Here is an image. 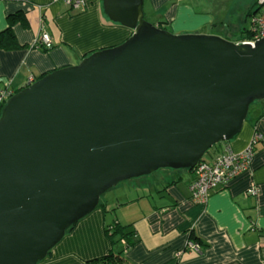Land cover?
<instances>
[{
	"label": "water",
	"instance_id": "95a60500",
	"mask_svg": "<svg viewBox=\"0 0 264 264\" xmlns=\"http://www.w3.org/2000/svg\"><path fill=\"white\" fill-rule=\"evenodd\" d=\"M145 0H103L133 31L14 94L0 114V264H39L120 183L193 170L264 101V39L176 35Z\"/></svg>",
	"mask_w": 264,
	"mask_h": 264
},
{
	"label": "crops",
	"instance_id": "0c3cea01",
	"mask_svg": "<svg viewBox=\"0 0 264 264\" xmlns=\"http://www.w3.org/2000/svg\"><path fill=\"white\" fill-rule=\"evenodd\" d=\"M253 5V0H145L144 12L148 22L176 35H216L238 42L252 25ZM18 13L26 20L13 27L20 47L0 48V91L9 87L14 94L28 87L31 77L36 81L78 65L133 34L108 19L103 0H86L82 11L61 1L0 0V34ZM42 33L52 38V49L34 46ZM260 109L235 139L217 145L211 156L226 147L241 153L256 132L262 134L254 150L252 177L240 178L199 205L190 202L193 171L163 169L129 181L132 191L103 197V206L80 220L39 264H88L110 251L122 252L128 264H264V105ZM252 183L260 187L258 197L247 195ZM116 223L131 233L129 248L118 237L112 244L107 229ZM192 237L201 246L199 253L187 247Z\"/></svg>",
	"mask_w": 264,
	"mask_h": 264
},
{
	"label": "built area",
	"instance_id": "2783aa9c",
	"mask_svg": "<svg viewBox=\"0 0 264 264\" xmlns=\"http://www.w3.org/2000/svg\"><path fill=\"white\" fill-rule=\"evenodd\" d=\"M63 2L72 10L82 11L86 7V0H53V2ZM259 10L253 18L250 27V37L236 43L255 44L264 39V0H258ZM37 48L50 50L53 48V41L49 34L42 33L34 43ZM35 82L31 77L28 86ZM14 95L9 88L0 91V114L5 103ZM263 140V135L256 132L249 146L241 153L233 152L230 147H226L218 156L211 160H203L193 169L194 180L189 186L190 202L199 205L207 203L212 193L229 188L232 183L244 176L252 177V162L254 158L255 146ZM260 187L254 183L247 190V195L258 197ZM125 243V241H124ZM187 247L199 253L201 246L197 242L190 240Z\"/></svg>",
	"mask_w": 264,
	"mask_h": 264
},
{
	"label": "trees",
	"instance_id": "16d2710c",
	"mask_svg": "<svg viewBox=\"0 0 264 264\" xmlns=\"http://www.w3.org/2000/svg\"><path fill=\"white\" fill-rule=\"evenodd\" d=\"M258 10H259L258 0H256L252 14L257 13ZM9 22H10L9 27L0 34V48L5 49V50H14V49L19 48L20 46H19L17 39H16V36L14 34L13 27L17 23H22L23 25H25L26 20L23 17V15L18 13V14L10 16ZM117 25H119V24H117ZM243 34H244V36L240 37L239 40L248 39L250 37V30L247 29ZM229 40H231V39H229ZM45 75L38 77L37 80L44 77ZM248 120H249V116H248ZM188 171H193V170H188ZM102 206H103V204L100 202L99 207H102ZM72 228H70L68 231H70ZM126 229H127L126 226H121L118 223L113 224L111 227H108L107 234H108L112 244L117 242L116 238L118 237L119 241H121V240L125 241L126 248H129L132 245L131 233L126 232ZM192 240L194 241L193 237H192ZM88 264H128V262L123 257L122 252L114 253L113 251H110V253L107 256H105L104 258H102L100 260H96V261H91Z\"/></svg>",
	"mask_w": 264,
	"mask_h": 264
},
{
	"label": "rangeland",
	"instance_id": "374dc122",
	"mask_svg": "<svg viewBox=\"0 0 264 264\" xmlns=\"http://www.w3.org/2000/svg\"><path fill=\"white\" fill-rule=\"evenodd\" d=\"M256 3V0H253V4ZM254 6V5H253ZM244 26V24H243ZM248 26H249V23H248ZM216 32V31H215ZM264 105V101H257L255 102L251 108H250V112H249V118L253 117V116H256V113H260L261 112V107ZM216 146L213 147L204 157V160H211V156L215 155L216 154ZM220 154V153H219ZM218 154V155H219ZM138 179V178H136ZM136 179H131V180H128V181H125V182H122L120 183L118 186L112 188L111 190H109L108 192H106L103 196V197H108V198H115L116 197V194L119 193L120 190H123V189H130L132 188V184L129 182V181H133V180H136ZM132 191V190H131ZM143 191H140L138 190V193H141ZM119 197V196H118ZM101 198V199H102ZM124 198V197H123ZM122 198V199H123Z\"/></svg>",
	"mask_w": 264,
	"mask_h": 264
}]
</instances>
